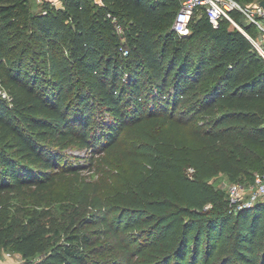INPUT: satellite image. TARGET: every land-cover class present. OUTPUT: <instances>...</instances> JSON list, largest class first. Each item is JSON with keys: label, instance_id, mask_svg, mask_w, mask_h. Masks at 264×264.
I'll return each mask as SVG.
<instances>
[{"label": "trees", "instance_id": "16d2710c", "mask_svg": "<svg viewBox=\"0 0 264 264\" xmlns=\"http://www.w3.org/2000/svg\"><path fill=\"white\" fill-rule=\"evenodd\" d=\"M183 1L46 0L34 13L30 0H0V195L80 176L72 146L107 154L127 133L140 140L115 217L94 193L62 241L51 209L8 214L0 200V249L23 264H264V201L233 211L207 182L215 169L249 183L264 171V59L205 7L179 36ZM189 132L202 147L185 157Z\"/></svg>", "mask_w": 264, "mask_h": 264}, {"label": "rangeland", "instance_id": "374dc122", "mask_svg": "<svg viewBox=\"0 0 264 264\" xmlns=\"http://www.w3.org/2000/svg\"><path fill=\"white\" fill-rule=\"evenodd\" d=\"M257 2L258 0H253L247 2V5H253ZM30 4L34 13L41 9L36 0H30ZM244 24H247V21L244 20ZM20 49L21 47H19ZM187 135L188 138L183 141L182 146V155L185 157L194 154L198 148L202 147L200 141L191 132ZM139 141L134 132L127 133L122 139L119 148L107 154H95L93 148L80 149L77 145L72 146L64 152L66 155L65 159L69 163L81 166L80 176L66 174L47 190H36L34 187H28L21 192H6L0 195L3 207L8 214H13L19 206H25L30 210L34 208L51 209L58 220L60 229L63 231V237L60 238L62 241L64 240L65 231L70 230L68 228L70 220L78 209H81L84 214H88V211L95 209L91 208L90 205L94 193H97L103 200V204L111 209V217H115L117 214L116 208L124 206L126 204L125 200L131 197L130 195L133 191L132 171L127 162L128 156H125V154L133 153L139 145ZM176 154L181 155L178 152ZM258 173H261V170L252 172V175ZM187 174L192 178L196 177V169L193 166H189ZM250 178L251 174L246 172V174H240L238 180H232L226 172L215 169L207 179V182L228 194L229 188L233 183L240 182L250 185ZM160 183L162 184L159 185V188L164 189L163 183L166 182L162 181ZM151 195L157 194L152 192ZM84 199L85 201L83 202L82 200ZM131 232L137 233L138 231L132 230ZM145 237L149 236H141V239H145ZM56 238H59V236ZM23 262L22 255L14 249H0V264H23Z\"/></svg>", "mask_w": 264, "mask_h": 264}, {"label": "built area", "instance_id": "2783aa9c", "mask_svg": "<svg viewBox=\"0 0 264 264\" xmlns=\"http://www.w3.org/2000/svg\"><path fill=\"white\" fill-rule=\"evenodd\" d=\"M42 3L46 0H36ZM57 8L62 7L61 0H47ZM104 6V0H95ZM198 7H205L207 15L215 27L227 19L243 32L249 39L252 48L264 59V8L259 2L243 5L237 0H184L174 21V30L179 36H187L191 32V19ZM238 13L241 19L235 16ZM244 20L247 24H244ZM247 26H252L250 31ZM229 203L233 211L248 209L264 200V171L255 175L250 185L233 183L229 188ZM211 205L207 206V208Z\"/></svg>", "mask_w": 264, "mask_h": 264}, {"label": "water", "instance_id": "95a60500", "mask_svg": "<svg viewBox=\"0 0 264 264\" xmlns=\"http://www.w3.org/2000/svg\"><path fill=\"white\" fill-rule=\"evenodd\" d=\"M260 5L264 8V0L260 1Z\"/></svg>", "mask_w": 264, "mask_h": 264}]
</instances>
